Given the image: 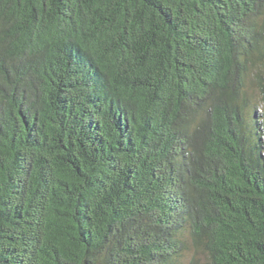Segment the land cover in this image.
I'll return each mask as SVG.
<instances>
[{"label":"trees","instance_id":"1","mask_svg":"<svg viewBox=\"0 0 264 264\" xmlns=\"http://www.w3.org/2000/svg\"><path fill=\"white\" fill-rule=\"evenodd\" d=\"M189 251L264 264V0H0V264Z\"/></svg>","mask_w":264,"mask_h":264},{"label":"rangeland","instance_id":"2","mask_svg":"<svg viewBox=\"0 0 264 264\" xmlns=\"http://www.w3.org/2000/svg\"><path fill=\"white\" fill-rule=\"evenodd\" d=\"M192 254H193V252H192V251H189V252H187V254L185 255V261H186V264L189 263V260H190V258L192 257ZM201 258H202V257H201Z\"/></svg>","mask_w":264,"mask_h":264}]
</instances>
